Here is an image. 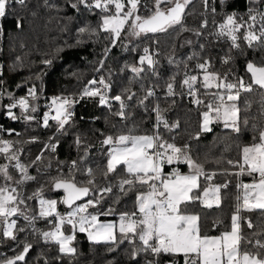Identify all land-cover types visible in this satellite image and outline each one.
<instances>
[{
  "label": "snow or ice",
  "instance_id": "1",
  "mask_svg": "<svg viewBox=\"0 0 264 264\" xmlns=\"http://www.w3.org/2000/svg\"><path fill=\"white\" fill-rule=\"evenodd\" d=\"M223 4L226 0H220ZM68 5L75 10L81 6L86 10L98 9L103 15L100 17L99 30L109 33L112 47L121 38L122 33L128 32L129 36L141 37L148 34L169 32L170 29L188 31L183 25L185 10L192 0H67ZM215 3V0H213ZM205 9L209 7V0H203ZM248 19L237 16L236 13L226 14L223 22L219 23L218 36L230 38L233 48H240L238 33L244 29L242 39L247 42L249 48L254 45L264 50V0H248ZM21 9L29 8L28 0H0V20H6L9 15H16L13 21L16 28L22 29L24 17L15 12V6ZM43 7L58 9L50 0H43ZM211 11L216 12L212 7ZM35 15V12L32 13ZM213 23H216L213 21ZM205 20L201 27H207ZM89 27H81L80 35L89 32ZM95 35L96 30L92 29ZM200 35L199 32L196 33ZM77 40V44L81 43ZM23 47V45H21ZM111 48H105V54ZM143 55L139 57L138 64L126 65L131 72L139 75L145 71L142 67L147 64L152 68L155 64L149 54V48L144 47ZM189 60L193 57L189 56ZM231 61V56H226L224 63ZM171 62V61H170ZM51 65L52 60L43 61ZM100 67L104 66L101 60ZM197 68L203 71V93L197 87V75H188L182 81V86L188 89V95L192 98L191 103L204 110L200 112L198 130L192 134V139L200 140L203 134L213 131L214 124H222L223 128L235 133L237 138L247 131L253 135L250 141L237 143L238 159H229L227 163L235 171L225 169L222 173L206 171L204 164L198 162L191 155V145L178 146L174 137L170 141L165 139L160 132L161 125L164 129L172 131L180 127V122L169 123L162 114L163 111L157 104L155 112V125L151 134H140L135 127L126 132L115 134L101 133L104 138L100 141L105 148L106 163L101 169L102 175L108 179L112 174L118 178L119 192L127 195L133 194L132 207L128 210L116 213L115 208L109 205L103 207L105 193H113V185L108 183L104 187H98L95 183V170L87 168L84 181H77L72 170L66 177L54 178L55 190H62L63 196L59 203L67 206L69 211L61 214L57 211V199H45L42 195L43 188L37 189L31 196H22L18 187L12 184L22 185L26 181L34 180L35 177L28 174V167L20 162L17 151L13 150V142L0 139V155L9 162L14 161L13 167L21 174L16 179L9 171L8 164H0V244L5 241L15 242L16 247L22 248L12 257H5L0 264H27L26 257L32 245L18 239L19 233L25 232L26 228L17 226V220L12 217L21 216L27 224L33 226L35 216H29L19 207L26 200L36 199L39 202V216L47 218L55 216L53 229L43 231L40 235L46 243H54L63 255H75L76 248L72 246L76 239V233H86L88 240L93 244H106L118 246L127 241L133 245L131 256L135 259L141 252L149 254L153 259L147 264H160L162 256L170 257L169 264H264V227L253 232L250 238L243 231L242 225L248 229L255 227L251 218L242 215L244 212L260 210L264 215V121L250 123L248 116L241 117V95L252 93L255 88L264 90V56L260 62L246 61V72L250 75V82L243 76L233 74L229 80L228 74L221 75L209 72L210 63L204 60L197 63ZM187 68V64H185ZM99 71L100 69H96ZM155 74V73H153ZM2 75V73H0ZM37 79H40L37 76ZM132 82L129 81V84ZM3 82L0 81V88ZM95 85V87H93ZM102 86V88L100 87ZM111 88V84L101 77L99 80L92 79L78 94L69 96H53L48 105L49 111L43 114V127H49V121L56 122L57 133L67 134L66 126L74 123L73 108L75 104L85 97L98 98L101 106L111 108L109 98L104 90ZM216 89V91H208ZM146 95L139 100L141 105L155 95L152 88L144 89ZM167 96L176 95L175 76L166 84ZM3 93L0 92V96ZM136 93L131 88H125L122 94L111 97L119 103V110L114 115L121 119H127L129 105L125 100L131 101ZM204 96H211L205 101ZM39 98L38 89L35 85L28 88V95L16 98L9 93L12 101L7 107L8 116L12 120L20 119L13 109L19 108L25 121L35 120L30 113L37 111V106L31 101ZM245 112L251 111V102L245 101ZM260 117L264 118V98L260 102ZM55 112V115L51 113ZM255 119V117H253ZM54 139V137H53ZM84 141L79 135L75 139L77 148ZM55 152L57 145H47ZM42 155H37L38 162ZM186 165L188 171L184 172L179 167H172L166 172L165 166ZM72 169L77 168V161L73 160ZM232 175L237 177L234 211L230 217V225H226L218 235H211L206 224V217L197 211L198 207L211 209L213 206L220 207L222 203L221 191L228 187V183H214L216 176ZM243 176L252 178L251 182L239 179ZM85 198H87L85 200ZM77 201H85L77 203ZM119 203V197L113 200ZM96 209L95 212L89 209ZM118 215V222H102L99 217ZM223 220L216 217L212 220L211 229L223 225ZM264 224V221L261 222ZM70 226L71 234H66L65 226ZM139 241V246H137ZM114 251V247L109 248ZM47 264V261H45Z\"/></svg>",
  "mask_w": 264,
  "mask_h": 264
},
{
  "label": "trees",
  "instance_id": "2",
  "mask_svg": "<svg viewBox=\"0 0 264 264\" xmlns=\"http://www.w3.org/2000/svg\"><path fill=\"white\" fill-rule=\"evenodd\" d=\"M56 4L58 9L43 7V0H28L29 8L21 9L15 6V12H19L24 17L23 28L14 26L13 21L16 15H9L6 20H0V33L3 42H0V81L3 82L0 91L4 97L0 99V139L13 142V150L18 152L20 162L28 167V174L35 177L34 180L26 181L22 185L12 184L18 187L22 196H31L37 189L43 188L42 195L45 199H57V210L64 212L69 209L59 203L63 196L62 190H55L54 178L58 176L66 177L70 170L73 171L77 181H84L88 177L85 175L87 168L95 170V183L98 187H104L111 182L113 193H105L103 207L111 205L116 213L128 210L132 207L133 194L124 195L119 192L118 178L112 174L108 179L102 175L106 163L105 148L100 141L104 138L101 133L115 134L127 131L135 127L138 133L145 132L151 134L154 130L155 112L154 107L158 104L163 111V115L169 121L180 122V127L168 131L161 125L160 132L165 139L170 141L174 137V142L178 146L184 144L191 145V155L198 162L204 164L206 171H216L222 173L225 169L235 171L227 163L229 159H238V150L235 145L250 141L253 133L249 130L241 137L237 138L235 133L223 128L222 124H214L213 131L203 134L200 140L192 139V134L198 130L200 112L204 109L191 103L186 86H182L185 73L197 75V87L200 92L205 90L202 87L203 71L196 67L197 63L208 60L209 72L228 74L229 80L236 76L245 77L250 82V75L246 72V61L260 62L264 56V50L254 45L249 48L247 42L242 39L244 29L238 36L240 48H233L230 38L216 35V23L222 21L226 14L236 13L237 16L248 17V0H209V7L204 8L203 0H192V3L185 10L183 25L188 31L170 29L169 32L142 35L131 41H125L124 33L112 47L109 33L99 30L100 17L103 15L98 9L91 11L83 9H72L67 0H50ZM212 7L216 12L211 11ZM35 12V15L32 13ZM207 20V27H201ZM215 21L216 23H213ZM81 27H89V32L80 35L78 30ZM95 29L96 34L92 35L91 30ZM199 32L200 35L196 33ZM82 42L77 44V40ZM23 45V47H21ZM111 51L105 54V48ZM144 47L149 48L155 64L149 68L147 64L142 67L145 71L137 75L131 72L126 65L138 64L139 57L143 55ZM193 59L189 60L188 57ZM226 56H231V61L225 64ZM51 59L52 64L46 65L44 60ZM104 61V66L100 67V61ZM171 61V62H170ZM187 64V68H185ZM100 69L97 71L96 69ZM155 73V74H153ZM37 76L40 79H37ZM175 76L174 96H167L166 84ZM104 77L111 88L104 90L109 96L122 94L125 88H131L136 95L131 101L125 100L129 105L127 109V119H121L114 115L119 110L118 102H110L111 108L101 106L97 98L85 97L75 104L73 108L74 123L66 126L67 134L57 133L56 122L50 120L49 127H43L40 119L41 95L53 94L59 96H69L78 94L92 79L99 80ZM129 81L132 83L129 84ZM35 85L38 89L39 98L31 103L37 106V111L30 113L36 117L35 120L25 121L19 108L13 112L21 117L12 120L7 113V105L12 101L9 93L19 98L27 96L28 88ZM102 88V86H100ZM152 88L155 95L149 97L144 105L139 100L146 95L144 89ZM208 91H216L211 89ZM205 101L211 96H204ZM264 98V90L255 88L252 93H242L240 107L241 117L248 116L250 123H261L264 118L260 117V102ZM245 101L251 102V111L245 112ZM255 117V119H253ZM79 135L84 143L77 148L75 139ZM54 137V139H53ZM57 145L53 152L47 147L49 143ZM37 155H42V160L33 163ZM77 161V168L72 169V161ZM0 155V164H8L9 171L16 179L21 178V174L13 165ZM172 167H179L187 172L186 165L165 166L169 171ZM246 182L252 178L243 176ZM4 183L0 178V184ZM214 183H228L226 189H222V203L220 207L213 206L211 209L198 207L196 210L206 217V224L211 235H218L226 225H230V217L234 211L235 197L237 195V177L232 175L218 174ZM119 197V203H113ZM87 198H85L86 200ZM85 201L77 202L83 203ZM38 200H26L25 204L19 207L29 216H35V231L33 226L27 224L23 217L16 216L11 219L17 220V226L26 228L25 232L19 233L18 239L26 241L32 245L26 261L27 264H147L153 259L149 254L141 252L135 259L131 252L133 245L125 241L118 246L91 243L86 233H76V239L72 246L76 248L75 255H63L59 252L58 246L54 243H46L40 235L43 231L53 229V223L47 218L39 216ZM95 212L96 209H89ZM242 215L252 219L255 227L248 229L246 224L242 225L243 231L250 238L252 233L264 227V215L260 210L244 212ZM220 217L223 225L211 229L212 220ZM118 215L101 216L99 219H117ZM66 232H70V226H65ZM139 246V241H137ZM114 247V251L109 248ZM22 248L16 247L15 242L5 241L0 244V251L4 252L0 260L5 257H12ZM170 257L162 256L160 264H169ZM181 264L183 261L181 259Z\"/></svg>",
  "mask_w": 264,
  "mask_h": 264
},
{
  "label": "built area",
  "instance_id": "3",
  "mask_svg": "<svg viewBox=\"0 0 264 264\" xmlns=\"http://www.w3.org/2000/svg\"><path fill=\"white\" fill-rule=\"evenodd\" d=\"M244 19L247 20L248 17H246V18H244ZM223 20H224V19H223ZM223 20H222V21H219V22L216 23V26H215V31H216V33L219 31V27H218L219 23L223 22ZM0 42H3V38H2L1 33H0ZM0 66H1V64H0ZM0 68H1V67H0ZM93 87H95V85H94ZM0 92H1V91H0ZM105 93H106V92H105ZM27 95H28V94H27ZM53 96H59V95H53V94H44V95H41V98H42L41 106H42V107H41V110H40V119H41L42 121H43V114H44L45 112L49 111V109H48V105L50 104V102H51V97H53ZM106 96L109 98V102H116L115 100H112V99H111V96H109L107 93H106ZM2 97H4V95L0 96V99H1ZM97 99H98V98H97ZM51 114L54 115V112H52ZM0 136H1V133H0ZM170 171H171V170L166 171V172H170ZM239 179L243 180L242 177H240ZM38 208H40L39 203H38ZM57 211L60 212L61 214H66L69 210H68V211H64V212H61V211H59V210H57ZM47 219H48L49 222L53 223V225H54V222H55V216L47 217ZM3 254H4V252L0 251V256H2Z\"/></svg>",
  "mask_w": 264,
  "mask_h": 264
},
{
  "label": "rangeland",
  "instance_id": "4",
  "mask_svg": "<svg viewBox=\"0 0 264 264\" xmlns=\"http://www.w3.org/2000/svg\"><path fill=\"white\" fill-rule=\"evenodd\" d=\"M204 8H205V6H204ZM135 38H137V37H133V36H129L128 35V32L126 31L125 32V34H124V39H125V41H131V40H133V39H135ZM151 55V54H150ZM152 56V55H151ZM54 115H55V112H54ZM102 222H118V218L117 219H110V220H102V219H100ZM66 234H71V232H66Z\"/></svg>",
  "mask_w": 264,
  "mask_h": 264
},
{
  "label": "crops",
  "instance_id": "5",
  "mask_svg": "<svg viewBox=\"0 0 264 264\" xmlns=\"http://www.w3.org/2000/svg\"><path fill=\"white\" fill-rule=\"evenodd\" d=\"M252 180V179H251ZM251 180L246 181V183L251 182Z\"/></svg>",
  "mask_w": 264,
  "mask_h": 264
},
{
  "label": "water",
  "instance_id": "6",
  "mask_svg": "<svg viewBox=\"0 0 264 264\" xmlns=\"http://www.w3.org/2000/svg\"><path fill=\"white\" fill-rule=\"evenodd\" d=\"M77 202H80V201H77Z\"/></svg>",
  "mask_w": 264,
  "mask_h": 264
}]
</instances>
